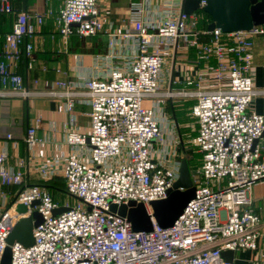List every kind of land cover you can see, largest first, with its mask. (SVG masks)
<instances>
[{"label":"built area","instance_id":"built-area-1","mask_svg":"<svg viewBox=\"0 0 264 264\" xmlns=\"http://www.w3.org/2000/svg\"><path fill=\"white\" fill-rule=\"evenodd\" d=\"M181 2L176 7L162 4V15L154 22L143 17L144 4L135 5L140 16L115 33L105 29L98 0H63L55 22L65 39L105 31L111 57L123 59L105 75L88 77L80 84L83 90L73 92L80 85L66 79L46 90L30 89L14 69L23 54H32L30 40L52 10L29 14L15 9L11 0H0V16H14L0 52V96H71L68 110L77 102L73 95L85 96L90 106V131L69 128L66 132L68 144L89 150L87 159L69 157L62 166L59 174L70 197L66 200H56L47 189L28 183L24 160L8 163L7 141L17 148L18 140L10 132L0 138V185L4 187L0 190V264L12 227L34 210L42 214L34 227V243L25 246L15 241L11 264H234L223 256L224 251L258 249L261 218L251 206L250 192L264 180V156L256 143L264 134V113L252 104L264 89L254 83L253 48L255 36L264 38V24L228 33L220 28L200 30L199 10L185 13ZM206 3L201 0V7ZM119 36L132 40V54L119 53ZM181 46L197 53V75L187 79L185 88L164 89V64ZM182 96L195 100L192 115L197 133L190 141L200 154L198 168L192 169L195 197L172 226L163 227L152 218L150 231H135L110 206L142 202L152 215L150 202L167 197L183 157L175 142L179 139L176 125L167 131L164 124L167 111L162 103ZM145 97H153L150 106L143 105ZM40 121L37 118L26 131L28 149L39 141ZM34 169L45 180L58 174L55 166ZM35 200L39 204L31 206ZM18 203L27 205V213L16 211ZM61 206L68 209L54 214ZM251 264H264V260L255 258Z\"/></svg>","mask_w":264,"mask_h":264},{"label":"crops","instance_id":"crops-1","mask_svg":"<svg viewBox=\"0 0 264 264\" xmlns=\"http://www.w3.org/2000/svg\"><path fill=\"white\" fill-rule=\"evenodd\" d=\"M14 8L23 10V0H11ZM174 4L175 7L180 0H98L100 14L105 22V29L115 30L120 33L130 26L132 20L140 16L141 12H135V5L144 4L146 21L154 22L162 15V4ZM26 12L34 14L43 12L49 8L52 14L46 17L45 23L30 41L33 43L34 50L30 56L23 54L15 65V71L22 74L26 86L30 89L42 91L49 89L57 81L66 79L72 84L80 85L90 76L105 75L115 65L123 64V59H114L111 57L110 36L102 31L94 36L80 37L72 34L69 38H64L57 30L55 15L63 5V0H27ZM169 4V5H170ZM176 9V8H175ZM14 16L5 14L0 16V52L4 45V35L12 30ZM253 48V78L257 88L264 89V38L254 37ZM135 49L131 39L120 38L118 40L117 50L123 56L132 54ZM32 62L30 66L29 62ZM171 62L168 68V62ZM213 64V62L211 61ZM201 66L205 63L201 62ZM197 53L193 50L181 46L175 52L174 57H169L163 68L164 89L169 87L185 88L187 79L194 78L198 69ZM195 79V78H194ZM37 81V83L35 82ZM80 85L72 91H81ZM71 96L47 97L35 95L31 97H1L0 96V138L10 132L18 140V147L13 148L11 142L7 141V147L10 153L9 164L16 165L18 160H24L27 180L42 179L35 167L39 165L55 166L58 174L62 171V166L69 157H79L87 159L89 150L87 147L82 149L74 148L66 141V132L75 129L79 132L88 133L90 131V106L87 104L85 96L72 98L76 103L72 110H68L67 103ZM179 98L166 99L163 103V109L167 110V103L179 102ZM194 104L195 100L189 98ZM194 119V134L197 133V122ZM165 107V108H164ZM252 107L258 113H264V94L258 95ZM175 115L173 112L167 114L164 124L173 129L180 137L182 112ZM40 118V124L37 128L38 143L33 149H28L24 136L28 127ZM179 140V139H178ZM176 140L178 144L180 141ZM264 156V134L257 140ZM191 145V144H190ZM193 151H192V148ZM179 149V145H178ZM191 153L198 151L192 145ZM199 154V153H198ZM62 177V176H61ZM0 185V190L3 189ZM12 190V189H11ZM10 198V197H9ZM8 198V204L10 199ZM68 196L61 195L57 200H66ZM251 206L257 210L260 215L259 246L257 250L242 249L235 252L234 264H251L255 258L264 260V180L257 182L250 192ZM0 201V205H1Z\"/></svg>","mask_w":264,"mask_h":264},{"label":"water","instance_id":"water-1","mask_svg":"<svg viewBox=\"0 0 264 264\" xmlns=\"http://www.w3.org/2000/svg\"><path fill=\"white\" fill-rule=\"evenodd\" d=\"M201 0H182L181 9L185 13L203 10L211 17L208 30L220 28L223 32L249 31L256 25L264 24V0H206L201 7ZM27 0H23V11H27ZM170 101H172L170 99ZM257 141V140H256ZM196 187L192 179V169L186 157L181 159L179 177L173 187L169 189L166 198L150 202L152 215L144 203L130 201L127 204L117 205L112 203L110 210L120 216L126 217L135 231H150L152 218L163 227H170L182 214L188 202L195 197ZM39 204V200L32 202L31 206ZM61 206L53 210L54 214L67 210ZM28 207L24 203L16 205L20 214L27 213ZM42 221V214L34 210L30 215L22 216L12 227L6 242L1 264H11V245L17 241L25 246L34 243V227ZM235 251L226 250L223 256L233 261Z\"/></svg>","mask_w":264,"mask_h":264},{"label":"trees","instance_id":"trees-1","mask_svg":"<svg viewBox=\"0 0 264 264\" xmlns=\"http://www.w3.org/2000/svg\"><path fill=\"white\" fill-rule=\"evenodd\" d=\"M15 9L20 10L19 8H15ZM198 13H199V17H200L199 22H198V28L200 30H208V25L211 21V17L207 13H205L203 10H199ZM179 105H180V102H171V103H167L166 108L169 112H173L176 115L177 114L176 112H181L182 107H179ZM184 147H185L184 143L181 140L179 148L182 152H185ZM188 154L189 155L187 156V159H188V162L190 164V167L192 165V163H191L192 158L197 159V161L200 164V154H198L196 152H194V154H191L189 152ZM28 183L37 184V185L47 189L56 200L61 195L69 196V193H68L67 188H66L65 179L61 176H54L48 180H42V179H37L34 181L28 180Z\"/></svg>","mask_w":264,"mask_h":264},{"label":"rangeland","instance_id":"rangeland-1","mask_svg":"<svg viewBox=\"0 0 264 264\" xmlns=\"http://www.w3.org/2000/svg\"><path fill=\"white\" fill-rule=\"evenodd\" d=\"M170 64L171 62L169 61L168 62V68L170 67ZM153 97H145L144 100H143V105L144 106H150L151 105V101H152ZM179 102H180V105L179 107H182L181 108V112H182V119H181V127H180V137H179V141L182 140V142L184 143V149H185V152H182L179 148V155L181 157H186L189 155L188 153L190 152L191 153V149H190V138L193 136L194 134V119L191 117V108H190V105H192V101L189 100V98L187 97H184L182 96L180 99H179ZM171 114V112H168ZM166 112V114H168ZM179 114H181L180 112H178ZM181 142V141H180ZM180 145V144H179ZM192 148V147H191ZM192 151H193V148H192ZM191 154H194L191 153ZM194 157V156H193ZM191 169H197L198 166H199V162L197 161V159L195 158H192L191 160ZM68 198H70L68 196Z\"/></svg>","mask_w":264,"mask_h":264}]
</instances>
